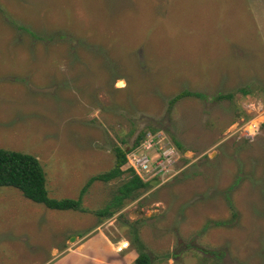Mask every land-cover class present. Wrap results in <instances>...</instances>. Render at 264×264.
I'll return each instance as SVG.
<instances>
[{
    "label": "rangeland",
    "instance_id": "1",
    "mask_svg": "<svg viewBox=\"0 0 264 264\" xmlns=\"http://www.w3.org/2000/svg\"><path fill=\"white\" fill-rule=\"evenodd\" d=\"M185 90L202 96L171 105ZM253 101L264 0H0V148L37 156L51 197L77 199L142 130L180 157L109 218L128 174L95 181L84 211L0 187V264H135L142 249L152 264H264V111L241 127Z\"/></svg>",
    "mask_w": 264,
    "mask_h": 264
},
{
    "label": "trees",
    "instance_id": "2",
    "mask_svg": "<svg viewBox=\"0 0 264 264\" xmlns=\"http://www.w3.org/2000/svg\"><path fill=\"white\" fill-rule=\"evenodd\" d=\"M242 92L249 94V91L242 89ZM187 96H202L200 92H191L185 90L170 101L173 105L177 101ZM233 93L219 94L218 99L233 98ZM146 135L142 130L136 137L132 146L127 148L114 146L116 162L109 171L92 176L82 188L80 196L75 198H54L49 195L47 187V175L41 161L37 156L7 148H0V187L11 186L19 189L22 194L35 203L42 204L53 210H81L83 208V198L90 186L95 181L110 182L128 174L127 180L118 188L110 202L97 214L101 217H112L121 209L127 201H131L140 196V192L147 189L151 183L145 182L133 168L124 169L127 164V154L131 149L137 147ZM176 145L181 148V144L176 141ZM135 238L139 242L138 234L135 232ZM138 245L142 246L141 243ZM143 248V246H142ZM135 264H152L151 256L141 250Z\"/></svg>",
    "mask_w": 264,
    "mask_h": 264
},
{
    "label": "built area",
    "instance_id": "3",
    "mask_svg": "<svg viewBox=\"0 0 264 264\" xmlns=\"http://www.w3.org/2000/svg\"><path fill=\"white\" fill-rule=\"evenodd\" d=\"M250 115L256 112L254 119L246 120L241 127L248 129L249 133L255 132L258 129V118L257 114H261L260 111H264V105L261 102L253 101L249 104ZM250 121V122H249ZM249 124H245L248 123ZM248 126V127H247ZM143 148L140 151V148ZM146 151V153H145ZM155 151V154H152ZM178 151L176 146L162 133H147L142 142L132 149L128 155V163L130 167L136 171V173L146 182L147 176L162 175L170 173L171 165L178 161ZM171 176V174H170ZM169 176V177H170Z\"/></svg>",
    "mask_w": 264,
    "mask_h": 264
},
{
    "label": "water",
    "instance_id": "4",
    "mask_svg": "<svg viewBox=\"0 0 264 264\" xmlns=\"http://www.w3.org/2000/svg\"><path fill=\"white\" fill-rule=\"evenodd\" d=\"M71 240L73 241L74 240V237Z\"/></svg>",
    "mask_w": 264,
    "mask_h": 264
}]
</instances>
